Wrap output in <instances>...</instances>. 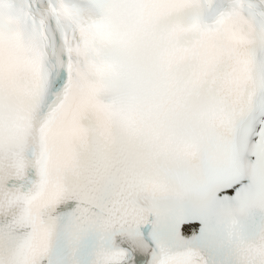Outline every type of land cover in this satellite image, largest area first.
<instances>
[{
  "label": "snow or ice",
  "instance_id": "6c2138e0",
  "mask_svg": "<svg viewBox=\"0 0 264 264\" xmlns=\"http://www.w3.org/2000/svg\"><path fill=\"white\" fill-rule=\"evenodd\" d=\"M192 2L0 0V264H264V0Z\"/></svg>",
  "mask_w": 264,
  "mask_h": 264
}]
</instances>
